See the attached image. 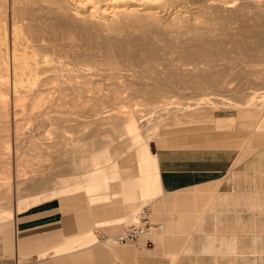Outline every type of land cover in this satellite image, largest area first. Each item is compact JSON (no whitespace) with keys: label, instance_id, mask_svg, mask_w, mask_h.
<instances>
[{"label":"bare ground","instance_id":"obj_1","mask_svg":"<svg viewBox=\"0 0 264 264\" xmlns=\"http://www.w3.org/2000/svg\"><path fill=\"white\" fill-rule=\"evenodd\" d=\"M227 76L232 80L227 81ZM241 76H255L257 80L248 84L264 89V0H0V100L6 95L7 103L20 104L26 92L34 106L88 105V118L100 122V128L107 127L94 131L89 142L75 139L69 148L67 142L61 148L64 157L67 152L73 156L78 165L74 174L79 173L84 181L95 180L109 168L100 175L106 183L116 167L114 161L127 152L140 156L150 139L184 134L207 140L215 134L210 129L229 120L211 121L216 109L235 110V125H251L250 142L264 140V94L240 99L237 86L231 84ZM118 100L141 108H116ZM70 111L60 112L64 121L77 116L78 111ZM4 116L0 114V121ZM7 119V126L12 125L14 118L10 121L8 113ZM228 131L232 133L233 126ZM17 132L13 130L12 144L6 142V156H0V183H12L14 188L7 191L13 197L8 196V217L63 193L47 190L48 174H35L46 163L37 164L46 157L50 141L41 139L34 129L26 136L32 139L29 144L27 139L26 147L38 152L37 162L24 160L27 164H22L20 160L17 164ZM235 135L241 137H229ZM55 142L53 147L60 149ZM31 167L36 168L35 175L25 177L31 175ZM22 181L33 183V189L40 182L43 190L18 192ZM74 182L59 178L56 184ZM114 242L118 245L116 238Z\"/></svg>","mask_w":264,"mask_h":264},{"label":"crops","instance_id":"obj_2","mask_svg":"<svg viewBox=\"0 0 264 264\" xmlns=\"http://www.w3.org/2000/svg\"><path fill=\"white\" fill-rule=\"evenodd\" d=\"M183 135L10 217L0 183V264H264V140ZM144 207L162 230L117 245Z\"/></svg>","mask_w":264,"mask_h":264},{"label":"rangeland","instance_id":"obj_3","mask_svg":"<svg viewBox=\"0 0 264 264\" xmlns=\"http://www.w3.org/2000/svg\"><path fill=\"white\" fill-rule=\"evenodd\" d=\"M19 48H22V46H19ZM230 76H227V81H231L232 79L230 78ZM246 78L244 79V76H241V77H239L238 79H234L233 80V83L231 84V85H234V87H236V91L238 92V96L240 97V99H242V97L243 98H246V97H251V96H253L254 94H255V96H262L263 94H264V89H259L260 87H258L255 83L253 84V83H249L248 84V81H256L257 80V78L255 77V76H245ZM243 78V79H242ZM229 79V80H228ZM241 79V80H240ZM240 81V82H239ZM240 84H239V83ZM241 82H242V84H241ZM245 83V84H244ZM247 84V85H246ZM238 87L239 88H241L242 90H240V89H238ZM251 87V88H250ZM254 88H256V89H254ZM238 89V90H237ZM235 90V89H234ZM244 94V95H243ZM250 94V95H249ZM24 96L25 95H28L27 96V98L23 101V102H21L20 104H16V105H11V103H7V98H6V95H5V100L2 98V100H0V108H1V111H0V114H1V117H2V115H3V113L4 114H6V116H4V118H5V120L6 121H8V119H7V113L9 114V120L11 121L13 118V123H14V125H13V123H12V125H11V123H10V125L9 126H7V122L3 119V118H1V121H0V138L2 139H0V141L1 142H3L4 140H6L4 143H2V145H4V144H6V146L4 145V146H2L1 145V142H0V145H1V149H0V156H2L3 154L6 156V152L8 151V147H7V140H9V143L11 142V144H12V141H13V139L15 138V137H12V136H14L13 135V130L14 129H18V130H20V133L19 132H17V134H18V136H16V137H18L17 138V140H16V142H15V144L18 142V144L16 145L17 147H18V153H16L15 154V163H19L20 164V160H21V162L22 161H24V160H28L27 162H30V161H32V162H37L36 161V158H34V157H36V155H37V151L36 150H31V149H29V148H27L26 146L29 144L28 142H30L32 139L30 138V137H26V136H29L32 132H33V130L35 129L36 131H37V133L38 134H40L41 136H40V138L41 139H44V138H47V140H49V141H47V142H49L51 145H49V146H51V148L49 147L48 148V150H45V153H44V155L46 156H44L45 158H47L46 160H48L49 162L48 163H50V165L49 164H46L47 163V161H45L44 159V157H42V158H44L43 160H41L40 161V159H39V162H37V164L39 163V164H41V166H42V163L44 162H46L45 164H44V166L42 167V169H41V167H39V169H37L36 170V172L32 169V167L30 168V169H28V172L31 170L32 172H31V175L28 173V174H26V175H24L25 177H33L35 174L37 175V177H39L38 175H39V173H46V174H48L47 176L48 177H50L49 178V180H50V182L48 183V184H45L46 185V188H47V190H48V188H49V186H51L52 184H56V181H57V179H65V178H68V179H74V181H76L77 179H78V175H79V173H75L74 174V172L76 171V169L78 170V165L76 166V163H74V161H73V156H71V154H69L68 152L66 153V156L64 157V153H62L63 152V150H64V146H65V144H66V142L69 144L68 145V148L72 145V144H74V142H73V140H75L76 139V141H80L81 140V142L83 141V142H87L88 140L90 141V139H92L93 137H95V136H92V133H94V131H97V132H102V130L101 129H107V127L105 126V127H99L100 126V122H98V121H96V120H94L92 117H90V118H88L89 116H88V112H89V106L87 105H84V104H81L80 106L79 105H74L73 103H66V104H64L62 107H61V105L60 106H56V105H52V104H47V105H36V106H34L33 104H30L31 102V96H30V94H27L26 92L23 94ZM43 96L45 95V94H42ZM83 95V94H82ZM85 95V94H84ZM84 96H82V98H83ZM174 99H172L173 101H175L176 99H177V97H173ZM220 99V98H219ZM30 100V101H29ZM121 101V102H120ZM30 102V103H29ZM118 102H120V103H118ZM122 102H124L123 100H118V101H114V105H117L116 106V108L118 107V108H121V107H123V108H125L126 110H128L127 108L129 107V109L130 110H132V109H134L135 107H136V105H133V103L131 104V103H126V102H124V104L122 103ZM7 104V105H6ZM29 104V105H28ZM121 104H123L122 106H121ZM125 104H128V105H125ZM131 104V105H130ZM51 105H52V107H51ZM114 105H112L111 107L112 108H114L115 106ZM134 107H133V106ZM74 106H75V108H74ZM127 106V107H126ZM132 106V107H131ZM6 107V108H5ZM34 107H35V109H34ZM38 107V109L39 110H37L36 108ZM49 107H51V108H49ZM56 107V108H55ZM60 107H61V109H60ZM71 107V108H70ZM143 107V106H142ZM3 108V109H2ZM30 108V109H29ZM77 108V109H76ZM115 108V109H116ZM139 108H141V106L139 107ZM138 108V106L135 108V109H139ZM144 108V107H143ZM5 109H7V111L5 110ZM29 109V110H28ZM34 111V113H33V111ZM49 111V112H47L46 113V111ZM56 110H57V114L55 113L56 112ZM60 110V111H59ZM74 111V112H76V111H78V112H76L75 114H77V116H75V117H73L74 118V120L73 121H64V119L62 118V116L64 115V114H61L60 112H63V113H65L66 114V112H68V111ZM80 110H82V111H80ZM70 111V112H71ZM72 111V112H73ZM28 112V113H27ZM30 112V113H29ZM32 112V113H31ZM41 113V114H40ZM42 113H45V114H42ZM60 113V114H59ZM42 115V116H41ZM44 115H46V116H44ZM49 115V116H48ZM83 115H85V116H87V117H82ZM235 116V117H234ZM29 117V118H28ZM50 117H51V119H50ZM59 117V118H58ZM216 117V118H215ZM219 117V118H218ZM228 117V118H227ZM224 118H226V119H229V120H231V121H233V119H234V123H228V121L227 120H225ZM233 118V119H232ZM237 118V113H236V111L235 110H230V109H226V108H222V109H216V110H214L213 112H212V114H211V118H210V120L211 121H214V119L217 121V122H223L224 120V122L222 123V124H220V125H217L216 127H214V130H213V128L212 129H210L209 131H211V132H213V133H215V132H221V133H224V132H226V133H228V134H237V135H241L242 137H246L247 135H249V138L252 136V134L250 135V133H249V131L251 130V125H249V124H246V125H239V126H237V125H235V119ZM79 121H78V120ZM89 119V120H88ZM2 120H4V121H2ZM28 120V121H27ZM52 120V121H51ZM57 120H58V122H57ZM60 120H63L62 122H60ZM94 120V121H93ZM219 120V121H218ZM32 121V122H31ZM93 121V123H91V122ZM80 122V123H79ZM84 122V123H83ZM215 122V121H214ZM26 123V124H25ZM57 123H58V125H57ZM59 123H61L60 124V126H59ZM96 123V124H95ZM98 123V124H97ZM224 123H228V124H225L224 125ZM64 124V125H63ZM37 125V126H36ZM40 125V126H39ZM80 127H79V126ZM94 125V126H93ZM223 125V126H222ZM235 125V126H234ZM38 126H39V128H38ZM83 126V127H82ZM233 126V132L232 133H230L228 130H229V128L230 127H232ZM41 127V128H40ZM49 127V128H48ZM57 127H59V129L57 128ZM60 127H62V129L60 128ZM87 127V128H86ZM36 128H38V129H36ZM95 128V129H94ZM5 131H7V132H5ZM8 129V130H7ZM12 129V130H11ZM79 129V132H77V130ZM88 129H90V130H88ZM47 130V131H46ZM57 130H59V132L57 131ZM227 130V131H226ZM232 130V129H231ZM11 131V132H10ZM31 131V132H30ZM51 131V132H50ZM53 131H55V132H53ZM63 131V132H62ZM75 131V132H74ZM48 132H50V133H48ZM63 133V135H62V133ZM247 132H248V134H247ZM2 133V134H1ZM60 133V134H59ZM70 133V134H69ZM72 133V134H71ZM75 133H77V134H75ZM241 133V134H240ZM26 134H28V135H26ZM50 134V135H49ZM3 135H6V136H3ZM49 135V136H48ZM52 135H54V136H52ZM58 135V136H57ZM60 135V136H59ZM63 137H62V136ZM97 135V134H96ZM44 136V137H43ZM13 138V139H12ZM97 138V140H99L100 141V139L101 140H103V136H97L96 137ZM248 138V139H249ZM4 139V140H3ZM21 139V140H20ZM27 139H28V141H27ZM59 140V141H58ZM66 140V141H65ZM156 140H158L157 138H154V139H150L149 141H148V145L150 144L151 145V147L150 146H148L147 147V149H150V148H154V143H158V141H156ZM26 141H27V143H26ZM39 140H36V142H38ZM41 141H46V139L45 140H41ZM55 141H57L58 142V144H60V149H58L59 147L58 146H54L53 147V145H55L56 144V142ZM65 141V142H64ZM88 141V142H89ZM71 142H73L72 144H71ZM164 142H168V143H172V142H175L174 141V139H170V140H168V139H166V140H164ZM11 144H10V147H11ZM21 144V145H20ZM62 146H63V148H62ZM2 147H3V149H2ZM63 150H62V149ZM19 149H21L23 152H25L26 154H28L29 156H33V158L34 159H32V160H30V158L28 159L27 157H25V155L26 154H24L22 151H20ZM52 150H53V152L54 153H52ZM61 150V153L59 154L58 153V151H60ZM5 153H4V152ZM20 151V152H19ZM49 151V152H48ZM57 151V152H56ZM47 152V153H46ZM20 153V154H19ZM22 153V154H21ZM51 153H52V155L53 156H51ZM57 154V155H56ZM125 154V153H124ZM122 155L123 156V158H122V156L121 157H119V158H117L115 161H114V165L115 166H117V163H126V161L127 160H129L130 158L129 157H131L132 155H134L137 159H138V157H137V155L135 154V152H127L125 155ZM17 155V156H16ZM49 155H50V157H49ZM54 155H56V156H54ZM130 155V156H129ZM62 156V157H61ZM59 157V158H58ZM23 158V159H22ZM27 158V159H26ZM129 158V159H128ZM1 159H3V157H1ZM0 159V162H1V164H2V162H3V160H1ZM120 159V160H119ZM132 159V158H131ZM25 163L24 164H27V162L26 161H24ZM32 162H30V163H32ZM42 162V163H41ZM54 163V164H53ZM22 164H23V162H22ZM35 164V163H34ZM51 164H52V166H51ZM57 164V165H56ZM18 166V165H17ZM56 166V167H55ZM44 168V169H43ZM48 168V169H47ZM45 170H46V172H45ZM54 170V171H53ZM41 171V172H40ZM48 171V172H47ZM53 171V172H52ZM35 172V174H33ZM52 172V173H51ZM51 173V174H50ZM109 173H111V171L109 172ZM53 174L55 175V176H53ZM57 174V175H56ZM112 174V173H111ZM50 175V176H49ZM53 176V177H52ZM109 177H110V174H109ZM224 183H230L231 182V178H230V176H229V173H227L226 174V176H225V178L222 180ZM7 184H8V186H9V192H12L13 190H14V188H13V184L12 183H8L7 182ZM31 184H33V183H28V184H26V182H21L19 185H18V188H17V191L18 192H22L23 194H25V193H28L29 192V190H30V192H33V191H31V190H34V193H36V192H40L41 190H43V184L42 183H36L35 185H34V187L36 188H32L30 185ZM45 187V186H44ZM11 189V190H10ZM8 192V193H9ZM8 196H9V194H8ZM10 200L11 199H13V197L11 196V194H10ZM9 197H8V199H9ZM144 206H150V205H148V204H145ZM130 223H132V222H130ZM130 223H127V224H130ZM127 224H125V225H127Z\"/></svg>","mask_w":264,"mask_h":264},{"label":"built area","instance_id":"obj_4","mask_svg":"<svg viewBox=\"0 0 264 264\" xmlns=\"http://www.w3.org/2000/svg\"><path fill=\"white\" fill-rule=\"evenodd\" d=\"M162 229V225L153 224L147 207H144L136 222L124 225L121 233L116 235V242L119 245L133 243L141 236H146L150 231Z\"/></svg>","mask_w":264,"mask_h":264}]
</instances>
